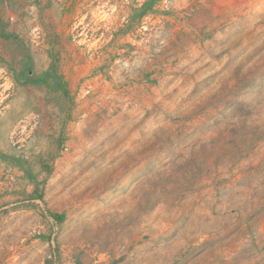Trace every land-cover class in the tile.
I'll return each instance as SVG.
<instances>
[{
	"label": "rangeland",
	"instance_id": "rangeland-1",
	"mask_svg": "<svg viewBox=\"0 0 264 264\" xmlns=\"http://www.w3.org/2000/svg\"><path fill=\"white\" fill-rule=\"evenodd\" d=\"M0 264H264V0H0Z\"/></svg>",
	"mask_w": 264,
	"mask_h": 264
}]
</instances>
